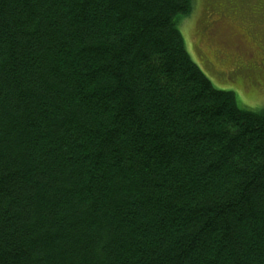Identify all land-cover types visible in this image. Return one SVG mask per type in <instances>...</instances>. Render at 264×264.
Segmentation results:
<instances>
[{
    "label": "trees",
    "instance_id": "1",
    "mask_svg": "<svg viewBox=\"0 0 264 264\" xmlns=\"http://www.w3.org/2000/svg\"><path fill=\"white\" fill-rule=\"evenodd\" d=\"M193 0H0V264H264V107L190 58Z\"/></svg>",
    "mask_w": 264,
    "mask_h": 264
},
{
    "label": "rangeland",
    "instance_id": "2",
    "mask_svg": "<svg viewBox=\"0 0 264 264\" xmlns=\"http://www.w3.org/2000/svg\"><path fill=\"white\" fill-rule=\"evenodd\" d=\"M178 18L190 58L240 108L264 107V0H193Z\"/></svg>",
    "mask_w": 264,
    "mask_h": 264
},
{
    "label": "flooded vegetation",
    "instance_id": "3",
    "mask_svg": "<svg viewBox=\"0 0 264 264\" xmlns=\"http://www.w3.org/2000/svg\"><path fill=\"white\" fill-rule=\"evenodd\" d=\"M263 17H264V15H263ZM264 52V51H263ZM263 56H264V54H263Z\"/></svg>",
    "mask_w": 264,
    "mask_h": 264
}]
</instances>
